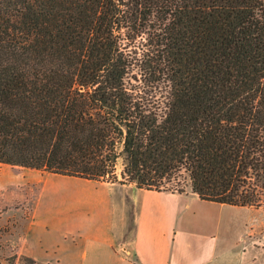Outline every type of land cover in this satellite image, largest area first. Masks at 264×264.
I'll return each instance as SVG.
<instances>
[{
	"label": "trees",
	"instance_id": "obj_1",
	"mask_svg": "<svg viewBox=\"0 0 264 264\" xmlns=\"http://www.w3.org/2000/svg\"><path fill=\"white\" fill-rule=\"evenodd\" d=\"M0 163L264 209V0H0Z\"/></svg>",
	"mask_w": 264,
	"mask_h": 264
},
{
	"label": "crops",
	"instance_id": "obj_2",
	"mask_svg": "<svg viewBox=\"0 0 264 264\" xmlns=\"http://www.w3.org/2000/svg\"><path fill=\"white\" fill-rule=\"evenodd\" d=\"M100 184L109 198H74L53 237L44 236L49 221L40 222L36 210L22 219L27 229L16 241L55 243L67 256L59 264H264L262 232L247 218L264 209L205 201L192 190Z\"/></svg>",
	"mask_w": 264,
	"mask_h": 264
},
{
	"label": "rangeland",
	"instance_id": "obj_3",
	"mask_svg": "<svg viewBox=\"0 0 264 264\" xmlns=\"http://www.w3.org/2000/svg\"><path fill=\"white\" fill-rule=\"evenodd\" d=\"M122 169L123 162L120 160L118 171ZM181 186L185 187L186 192L191 190L189 182L181 181ZM109 190L100 182L0 163V261L9 264V259L18 255L16 264H25L21 256L28 255L45 264H59L58 258L65 256V251L57 249L55 243L44 245L39 241H16L27 229V220L22 219H27L37 210L40 222L45 219L49 221V231L44 236L53 237V230L68 221L59 213L65 206L75 205L74 198L79 195L90 199L101 196L109 198ZM248 217L262 232L264 241V212L256 211Z\"/></svg>",
	"mask_w": 264,
	"mask_h": 264
}]
</instances>
